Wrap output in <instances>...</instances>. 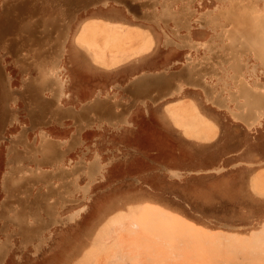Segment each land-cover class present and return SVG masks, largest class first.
Returning a JSON list of instances; mask_svg holds the SVG:
<instances>
[{
  "label": "rangeland",
  "instance_id": "rangeland-1",
  "mask_svg": "<svg viewBox=\"0 0 264 264\" xmlns=\"http://www.w3.org/2000/svg\"><path fill=\"white\" fill-rule=\"evenodd\" d=\"M117 1L124 4L0 0V264H264V118L247 128L181 76L185 55L200 58L209 32L224 31L207 25L208 33L199 30L194 19L231 0L192 2L189 44L196 49L183 51L165 50V35L180 42L171 21L164 27L159 19L147 20L146 0ZM235 1L264 13V0ZM180 3L174 2L175 10ZM123 25L148 38V49L115 62L106 39ZM225 37L217 43H229ZM58 49L59 77L69 94L62 108L87 111L89 124L74 123L68 113L61 118L64 129L35 118L37 67H50ZM160 73L169 87H182L180 93L163 97L167 92L156 86L133 91L135 77ZM259 77L264 81V74ZM96 100L113 108L111 123L90 110ZM177 107L186 129L170 114ZM40 130L58 145L64 168L97 161L96 178L72 170L58 178L48 164H40L45 175H35L41 156L28 154L24 144L37 145ZM20 168H28V198L15 182L16 175L27 176ZM18 216H24L28 234L14 224ZM37 228L41 245L32 236Z\"/></svg>",
  "mask_w": 264,
  "mask_h": 264
},
{
  "label": "bare ground",
  "instance_id": "bare-ground-1",
  "mask_svg": "<svg viewBox=\"0 0 264 264\" xmlns=\"http://www.w3.org/2000/svg\"><path fill=\"white\" fill-rule=\"evenodd\" d=\"M176 1L181 2L180 6H178L176 8L177 10H175V8L173 7L174 2H176ZM193 1L194 0H162L161 1V6H162L161 8H162V13H163L162 16L164 17L163 18L164 27H167L168 21L173 22L174 26L171 28L172 34L180 42V44H178L176 42L172 43V41L174 42V40H172L171 38H169L168 36L165 35V37H166L165 45H175L180 49H183L186 47L195 48V45L189 44V42L191 40L188 39L187 35L182 36L179 34L181 30H184L187 32H190V30H191L192 21L194 19V11L191 9V4ZM156 4H157V0H146L142 4V6L152 8V7L156 6ZM195 20H197L200 23V26H199L200 28H203L207 25V26H211L214 29H216V28L224 29V31H222L221 33L216 35V39L221 38V34L223 33L224 35L227 34L226 38L229 41L227 48L230 51L231 57H229V58L231 59V62H232L230 69H231V71H233V73H234L233 77H234L235 81H237V83H238V86L236 84L235 88L237 89V92L239 93L238 96H240V98L242 99V102H241V104H238L237 99L236 98L234 99V97H232V100H230L228 97L223 98V93H225L228 89V80H226V79L229 77V75H228L229 70H227L225 68H220V67H223L224 64L228 60H226L223 55L220 56V54L215 51V52H212V59L214 61L215 68H211L210 70L208 69L209 71L205 72V73H209V75L215 77V79L217 80V84L221 83L220 93L217 94L218 96L216 95L218 97L217 100L219 103L217 102L216 104H218L222 108L228 109V107H227L228 101L229 100L232 102L234 101L237 103L236 105H238L239 108L244 109L246 112L243 115H235L236 118H239L240 120H242L249 127L255 125L256 123H259V121L262 118H264V99H263L264 96H262L261 95L262 92H259V91H257V92H259L258 94L261 93L260 95L263 98L260 96L254 95V93L251 92V90H249L247 88L248 85L244 81H246V78H245L246 74H249V76H251L252 78L255 79V82H253L255 85V88H261L262 87V84L260 83L261 77H259V75L264 73L263 69H262V68H264V13H257L256 11H254L253 5L248 6V5H245L242 3H237L235 0H231L229 3V6H227L225 8L220 7V6H216L213 10L209 11L206 14H202L201 16H199V18L194 19V21ZM225 28H228V29H225ZM115 36H119V35H115ZM113 38H117V43L119 41L121 42L122 40L124 42V40H125L124 38L122 39L120 37H113ZM134 39L131 38V40H134ZM113 41H115V44H117L116 39L115 40L113 39ZM128 42H130V40ZM112 44H114V43L112 42ZM128 44H130V43H128ZM118 45H119V43H118ZM122 46L120 45L119 47H122ZM210 46L211 45H208V47H210ZM215 47H213V48L215 49ZM118 49H120V48H118ZM20 51H21V49L18 51L19 53L17 56L19 59L22 58ZM58 52H60V51H58ZM58 52H57V50H55L52 53V55L50 57V63H51L50 67H47L46 69L40 68V66L37 67V70L39 71L41 76H40L39 82H37L34 85V88H35L34 90L37 93V95H39L40 101H39V105H37V107L40 110V112L38 111L39 114L36 115L35 118L39 119L40 122L43 124H49L51 121L56 122V123L62 122L61 118H62L63 113L61 112V106L57 107V103H58L57 99L56 98H54V99H52V98L51 99H45L44 98V95L46 94L47 91L51 92L54 97H56L59 94L60 88H59L58 78H59L60 71L58 70L59 68H57V65H56L58 62H55L56 55L58 54ZM204 59H206V58L204 57ZM252 60H254L255 62L250 63ZM199 63H203V62H199ZM203 66H205V65L203 64L201 68H203ZM257 66H262L259 73L257 72ZM202 70L201 71L196 70V71H198V74H197V77L195 78L196 81H193V83L202 84L203 73H204V70L207 71V69L205 68L203 70V72H202ZM194 71H193V73L195 74ZM186 81L188 82V80H186ZM257 81H259V82H257ZM191 83H192V81H191ZM200 86H202V85H199V87ZM263 87H264V85H263ZM204 88H205V86H204ZM254 92H256V91H254ZM255 96H257V97H255ZM209 99H210V97H209ZM215 100H216V98H215ZM52 108H54V110H53L54 112H52V114L49 115L48 112ZM241 112H238V113L240 114ZM106 119H107V117H106ZM108 120H109V117H108ZM113 120H114V118H113ZM84 122H85V120H84ZM125 123H126V121H125ZM47 135H49L47 132H45L44 130H40L38 133V138L43 140L45 137H47ZM31 144L32 143L24 144L26 152L28 154H29V152H32L33 155H35L37 153L38 154L42 153V150L40 148H36L35 150L32 149V147L30 146ZM48 152H49L48 149H45V148L43 149L44 155H46ZM57 152L56 153L50 152L49 155H47V157H49V161L53 164L60 163L62 160V156H60V154H57ZM20 169H26V168H20ZM78 169H79V167H78ZM53 175H56V173ZM65 176L66 175H64L63 177H65ZM18 190H19L18 192L20 195H23L24 198H28V179H26L25 181H23V180L20 181V183L18 185ZM38 229L41 231L40 228H38ZM23 230H25V229H23ZM25 232H26V234H28L27 230H25ZM37 232H39V231H37ZM0 261H2V260H0Z\"/></svg>",
  "mask_w": 264,
  "mask_h": 264
},
{
  "label": "crops",
  "instance_id": "crops-1",
  "mask_svg": "<svg viewBox=\"0 0 264 264\" xmlns=\"http://www.w3.org/2000/svg\"><path fill=\"white\" fill-rule=\"evenodd\" d=\"M124 4V1H117V0H114V5H119V3H122ZM103 6L104 7H107L109 6V3L107 1H104L103 2ZM145 7V6H144ZM161 4H160V9H157V6H154V7H148L151 9V12H149L147 14V17L149 21H153L156 23V21L159 19L163 26H164V22H163V16H162V8H161ZM177 10V9H176ZM168 20V19H167ZM199 23V22H198ZM174 23L172 22V27L174 26L173 25ZM157 26L159 27V24H157ZM199 26H200V23H199ZM126 26L123 25V27H113L110 31V33L107 35V39H106V45L108 46L109 50L108 52L110 53V57L112 58L111 60L112 61H115V62H121L123 60H128L130 59V56H134V55H140L141 53H143L144 51H146L148 49V44H149V39L147 38V40L145 39H141L140 36H138L137 34L135 33H132L131 31H129L127 28H125ZM171 27V28H172ZM199 30H203L205 32H209V29L208 27H203V28H200L198 27ZM193 30V27H191V30L190 32H187L185 31V34H182V36H188V39L191 40V31ZM118 34L122 39L124 37V42L123 40L117 44H115L113 42V35ZM211 33V36L208 38L207 41H205L203 43V51H204V54L200 57V58H197L196 60H193L192 56L189 55V54H186L185 57H184V61H183V66L184 68L182 69L181 71V76L182 78L185 80H188V82L185 80L186 84L191 86V88H194L195 90H197V88H200L203 90V92L205 93L206 97L208 98V100L212 103V105H214L218 110H225L227 112L230 113L231 117L233 118V120L235 121H239V122H242L247 128H250L249 126H247V124H245L242 120H240L239 118H236L235 115H243L245 114V110L244 109H241L238 107V105H236L237 103L238 104H241L242 102V99L240 98V96H238V92H237V89L235 88L236 84L238 86V83L237 81H235L234 77H233V71H231L230 67H231V59L229 57L230 56V51L228 50L227 48V45L229 43H225V41L223 40L221 43H217L216 41V35L219 34V32H209ZM221 33V32H220ZM221 35H224L223 33ZM227 35V34H226ZM123 36V37H122ZM128 36V37H127ZM225 36V35H224ZM128 40H127V39ZM134 39V40H131ZM140 38V39H139ZM226 38V37H225ZM130 40V42H128ZM165 40H166V37L164 36V41H163V47L165 48V50H169L171 48H177L178 51H183L185 50V48L183 49H180L178 48L177 46L175 45H165ZM132 41V42H131ZM140 41H143L142 45L138 48L137 52H132L131 51V48H132V45L135 43V42H140ZM112 42L114 44H112ZM130 44H128V43ZM124 43V44H123ZM172 43H175V41ZM112 45V46H111ZM122 46V47H119V46ZM208 45H211L210 47H208ZM216 46V47H215ZM115 47V48H114ZM215 47V49L213 48ZM120 48V49H118ZM195 49H196V46H195ZM60 51V52H58ZM218 52L220 54V56H224L226 60H228L223 67H220V68H225L227 70H229L228 72V75L229 77L226 79L228 80V89L225 93H223V98H229L230 100H232V97H234V99L236 98L237 99V103L236 102H232V101H228V104H227V108H222L220 107L218 104H216L218 102V95L220 93V90H221V87L219 90H216L215 87L213 85H208L207 83H211V84H217V80L215 79V77L209 75V73H205V72H208L211 68H215V65H214V61L212 59V52ZM58 54L56 55V59H55V62H58L56 65H57V68H59L58 70L61 71L62 69H60L59 67V59L62 57V52H61V49H58L57 50ZM132 52V53H130ZM211 52V53H210ZM130 53V54H129ZM206 59H204V57ZM129 57V58H128ZM203 57V58H202ZM132 58V57H131ZM131 60V59H130ZM200 60V61H199ZM137 62H139V60H136ZM199 62H203V63H199ZM206 62V63H205ZM179 63L181 62H175L174 64L175 65H178ZM195 63V64H194ZM198 65H197V64ZM210 63V64H209ZM205 65L203 66V68L205 67L207 69L204 70L202 67V65ZM192 65V66H191ZM195 67H194V66ZM213 66V67H212ZM200 70H199V69ZM204 70V73H203V82L202 84H195L193 83V81H196V77H197V74H198V71H201V70ZM209 69V70H208ZM195 70V71H194ZM198 70V71H196ZM202 70V72H203ZM264 70V69H263ZM192 71V72H191ZM193 71L195 72V74L193 73ZM264 72V71H263ZM193 73V74H192ZM205 74V75H204ZM264 74V73H263ZM142 75V74H141ZM137 76L135 77V80L133 82V91L135 92H145L147 91L148 89L150 88H153V86H156L155 88H157L158 91H161V92H167V93H164L165 95H163V97L167 96V98H172L173 97V94H174V91L180 93V90L182 89V87H169V83L167 81V78L165 77V73H160V75H155V77L153 78H150V77H142V76ZM190 77V78H189ZM233 77V78H232ZM256 77V76H255ZM232 78V79H231ZM246 84L248 85L247 88L249 90H251V92L254 93V95H257V96H264V81H262V79L260 80V83L262 84V87L261 88H255V85L253 82H255V79L250 77L249 74H246ZM195 79V80H194ZM202 79V78H201ZM59 80V94L54 97L53 94L49 91L46 92V95H44V98L45 99H54L56 98L57 99V107L58 106H61V112L64 114V113H68L70 115V117L74 120V123H82L84 122H87V124H89V121H90V116L88 115L87 111H80V112H75L73 110V108H67V109H63L62 108V102L63 100H68V97H69V94H66L64 89H65V80H63L62 78H58ZM141 81V82H140ZM146 81V82H145ZM192 81V83H191ZM150 82V83H149ZM259 82V81H257ZM143 83V84H142ZM62 84V85H61ZM235 84V85H234ZM61 85V86H60ZM198 85V86H197ZM199 85H202L199 87ZM205 86V88H204ZM209 86V87H208ZM208 87V88H207ZM211 87V88H210ZM173 88V89H172ZM180 89V90H179ZM256 92H254V91ZM208 93H207V92ZM262 92V96L260 94H258L259 92ZM171 92V93H170ZM232 94H231V93ZM99 94V91L97 92L96 96ZM170 94V95H169ZM209 94V95H208ZM234 94V95H233ZM217 95V96H216ZM233 95V96H232ZM215 96V97H214ZM255 96V97H257ZM162 97V98H163ZM210 97V99H209ZM216 98V100H215ZM263 98V97H262ZM214 99V100H213ZM250 99V98H249ZM264 99V98H263ZM213 100V101H212ZM215 102V103H214ZM219 103V102H218ZM90 110L91 111H94V112H97L105 117H107L106 121H108V123H111V121L113 120V116H114V111H113V108L111 107V105L109 104L108 101L106 100H96L93 104H90L89 106ZM95 109V110H94ZM54 108H52L48 113L49 115L52 114ZM242 111V112H241ZM238 112H241L240 114ZM172 118L175 119L176 121V124L177 126L181 127V128H187V126H184L182 124V118H183V114H184V111L181 107H177V108H174L172 110V113H170ZM182 115V116H181ZM108 117H109V120H108ZM88 119V120H87ZM87 120V121H86ZM110 121V122H109ZM121 123H124V124H127V125H131L130 123L126 122L123 120V121H120ZM56 123V122H55ZM53 124V122L51 121L48 125H51ZM60 129H64L63 127H65V125L60 122V123H56ZM259 124V123H257ZM255 124V125H257ZM254 126V125H253ZM252 126V127H253ZM38 136V135H37ZM39 144L37 145H33L31 144L30 146L32 147V149H36V148H40L42 150V153L40 154L41 158L39 160H37V164L38 166H36V170H35V175H45V174H42L40 172V164H48L49 166H51L53 168V174L56 173V175H53L51 173V175L55 176V177H58V178H67L68 177V174L69 172L68 171H71L72 170V174H74L75 176L78 175V174H81L83 173L84 175H86L87 179L90 180V181H93L94 178H96V176L99 174L100 172V169H101V166L98 164L97 161H94V162H91L89 164H84L83 162H79L78 164L72 166L71 169H67V168H64L63 165H62V161H63V154L60 153V151L58 150V145L52 140V138L50 137V135H47V137H45L43 140L39 139ZM48 149V153L46 155L43 154V149ZM58 151V152H57ZM50 152H57V154H60V156H62V160L60 163H57V164H53L49 161V157H47V155H49ZM79 167V169H78ZM61 171V172H60ZM76 171V172H75ZM94 171V172H93ZM219 171H221V169H219ZM58 172V173H57ZM25 175L27 176H24V177H21V176H15L17 179H15V182H19V181H22L21 179L24 178V179H28V168H26V172H25ZM64 175H66L65 177H63ZM172 175H176L177 174H172ZM12 176V175H11ZM15 177H12L11 179L15 178ZM21 177V178H20ZM47 177V176H46ZM23 196V195H22ZM24 198V196H23ZM75 216H78V213L75 215ZM71 220L73 218H70ZM14 224L17 225L18 227H20L22 230L25 229L28 231V224L26 223L25 219H24V216H18L14 219ZM39 231V232H37ZM32 236L33 238H35L37 240V244L38 245H41L42 241H43V236H42V231H40L38 228L36 230H33L32 231Z\"/></svg>",
  "mask_w": 264,
  "mask_h": 264
}]
</instances>
